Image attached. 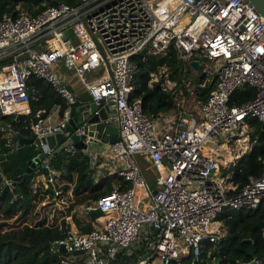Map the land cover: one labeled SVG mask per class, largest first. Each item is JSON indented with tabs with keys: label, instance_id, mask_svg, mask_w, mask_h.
Here are the masks:
<instances>
[{
	"label": "built area",
	"instance_id": "built-area-1",
	"mask_svg": "<svg viewBox=\"0 0 264 264\" xmlns=\"http://www.w3.org/2000/svg\"><path fill=\"white\" fill-rule=\"evenodd\" d=\"M16 10L0 18V115H19L34 138L65 136L54 148H46L33 169L30 188L57 210L65 209L59 205L65 192L51 164L57 151L67 156L80 152L89 169L105 164L99 161L104 157L111 162L109 171L126 184L85 204L86 210L97 207L105 216L100 228L80 231L67 225L65 237L53 241L70 253L61 263L113 264L120 249L131 254L138 242L143 247L137 264H170L191 253L195 259L203 240L217 242L222 235L216 221L220 215L259 207L264 215V158L262 173L249 175L237 188L232 177L238 158L225 168V155L205 153L209 141L222 145L239 133L247 118L258 119L264 127V16L250 0H59L34 14L19 6ZM170 47L182 62L198 60L202 71L212 73L213 87L191 109L177 102L183 90L175 82L161 83L172 90L177 106L171 117L161 114L159 127V115L145 112L140 97L131 96L137 68L131 57L143 48L165 54ZM63 70L80 80L79 89L97 107L112 102L115 141L94 148L99 141L79 126L75 132L85 134L80 137L85 147H76L66 126L71 104L80 99L68 88ZM32 77L44 80L65 100L62 112L44 107L31 111V101L39 95ZM239 86L253 87L254 95L230 105V95ZM16 132L10 121L0 122V166L17 148ZM141 157L154 172L152 188L142 173ZM0 175L13 199L18 198L13 179H6L1 169ZM53 242L50 248L57 250ZM251 261L259 263L253 258L240 264Z\"/></svg>",
	"mask_w": 264,
	"mask_h": 264
},
{
	"label": "trees",
	"instance_id": "trees-1",
	"mask_svg": "<svg viewBox=\"0 0 264 264\" xmlns=\"http://www.w3.org/2000/svg\"><path fill=\"white\" fill-rule=\"evenodd\" d=\"M59 0H0V18L7 12L18 13L16 6L26 7L30 13H36L45 5L55 4ZM69 4H75L78 0H63ZM136 63V72L134 75L135 88L132 91V97H140L142 108L147 113L160 115L176 108V102L172 90L163 89L160 76L155 81H151L152 73H156L159 67H166L170 70L169 79L175 82V85H181L183 71L188 72L190 65L182 62L170 47L165 54L138 53L131 57ZM205 75L203 74V77ZM202 83V84H198ZM196 86L197 99L203 101L213 87V80L203 82L198 81ZM30 83L41 91V96L37 100L31 101V111L34 112L38 107L50 109L57 103L60 105L59 112H62L66 106L64 99L60 97L49 85H42L41 79L32 77ZM185 93H187L185 91ZM254 95V88L244 86L242 89L236 88L230 95L229 104L239 105L242 102L251 99ZM8 119V120H7ZM10 121L16 129L19 136L30 137L32 133L24 128L22 119L18 120L11 116L0 115L1 121ZM246 122L250 125L251 131L248 132V149L234 165L233 183L237 188L241 187L249 175L258 176L262 173V162L264 158V127L256 118H247ZM4 139L0 134V145L3 146ZM37 154V149L33 144H21L14 152L9 153L7 159L1 164L0 169L6 179H14L18 175L24 174L28 161ZM55 157V159H53ZM51 158L53 167L60 169L63 167L61 177L69 181L71 172L77 171L73 191L83 194L75 200L76 203H83L87 200H96L99 196L108 193L115 183H118L119 189L126 187L123 179L116 173L102 176L96 182L92 176V170L88 169L87 159L80 152L67 156L65 153L56 152ZM53 159V160H52ZM86 159V160H85ZM231 164V163H230ZM4 179L0 175V214L5 218L17 215L22 217L28 214L34 207L39 196V190H32L29 181L23 184L17 182L13 184L12 190L20 196L13 199V193L6 189L1 193ZM63 191H66L63 186ZM49 192V190H46ZM50 193V192H49ZM51 197L52 195L49 194ZM100 211L91 212V218L101 216ZM223 235L217 242L203 240L199 253L194 259V255L187 254L177 260H172L170 264H239L250 261L253 258L259 260V264H264V215L262 209H238L229 215L220 216ZM67 220L61 223H47L44 220H38L34 224L24 222L20 225L6 228V222H0V264H61L62 257L68 256V252H59L50 248L51 242L62 239L66 234ZM78 228L82 231L92 229L90 222L82 224L76 220ZM139 249H135L131 254H127L124 249H120L113 264H137V254ZM78 263L81 258L75 259Z\"/></svg>",
	"mask_w": 264,
	"mask_h": 264
},
{
	"label": "water",
	"instance_id": "water-1",
	"mask_svg": "<svg viewBox=\"0 0 264 264\" xmlns=\"http://www.w3.org/2000/svg\"><path fill=\"white\" fill-rule=\"evenodd\" d=\"M258 11L264 16V0H250ZM142 52H146V48L142 49ZM27 53L21 54L16 57V59H20L26 56ZM189 65L193 70L200 72L202 70V64L195 59H191L189 61ZM203 73V72H202ZM70 91H72L80 101H74L70 107V119L66 126L67 131H69L71 139L74 141L77 148L85 147V144L80 137H84L85 134L78 135L75 132L77 127H82L84 132H87L89 135H94L95 141H104V142H113L118 138V128L116 126V121L113 120L115 116L114 108L110 107L112 102H108L103 104L100 107H97L94 102L89 100V95L86 90L73 88L68 85ZM243 86H239L238 89H242ZM19 118V115L16 116V119ZM162 119V117H159ZM15 145L19 146L21 144H33L37 149V154L32 157L31 160L28 161V165L24 174L18 175L13 179V184H23L28 181L32 176V168L40 162L45 155L46 148L52 149L60 142L64 140V135L62 133L57 134H49L43 136L41 138L34 137H21L18 134H15ZM45 144L46 146H43ZM241 156L239 157V159ZM238 159V160H239ZM153 180L148 182V187H153ZM8 185H4L1 189V193L7 189ZM155 190L152 189V192ZM99 209L92 208L90 212H97ZM53 247L57 249L59 252L64 253L66 251L65 245L63 243L53 242ZM149 251L145 254V256L149 255ZM67 264V263H61ZM249 264H257L255 261L250 262Z\"/></svg>",
	"mask_w": 264,
	"mask_h": 264
},
{
	"label": "rangeland",
	"instance_id": "rangeland-1",
	"mask_svg": "<svg viewBox=\"0 0 264 264\" xmlns=\"http://www.w3.org/2000/svg\"><path fill=\"white\" fill-rule=\"evenodd\" d=\"M20 10L23 12H29V10L26 7H22L19 6ZM68 34H71V30L68 29ZM164 67H159L158 71L156 72L158 75L155 77L156 73H153L152 79L151 81H155L158 78H160L159 74H161V76L163 77L162 80V84L165 86L171 85L174 83V81L170 80L167 82L165 79L166 77H169L170 70L165 69V71H163ZM202 72H204L205 74V78L203 77ZM87 79L91 78V75H86ZM165 78V79H164ZM201 79H203V82H207V81H211L212 79V73L209 72H205V71H200L197 72L193 69H190L188 72L183 71L182 73V82L181 85H174L175 88L179 89L181 88L184 92L186 91L188 94L186 96H184V98H186L184 105H186V107L193 109L194 107L197 106V104L199 103V100L197 99V91H196V86H197V82L200 81ZM170 82V83H169ZM8 120V119H7ZM7 120H4L7 121ZM238 130V129H237ZM251 131V127L247 122H244L243 124H241L239 133H237L238 135H242L243 137H245V146L242 147L241 146L244 145L243 143V139L239 140H235L233 141L231 144L227 143V140L223 142V144L217 149L216 148V143L213 141H209L206 145H205V153L215 157V158H222L223 155H225L227 157L226 162H221V164L225 167L228 168L231 164H230V158L232 156V151L235 150L236 152L239 151L238 149H240L241 151H244L248 149L249 143H248V132ZM221 140V139H219ZM246 147V148H245ZM239 151V152H241ZM225 160V159H224ZM102 161L107 162V165H111L110 160H105V158H102ZM104 166L101 168H98L101 172H103V174L109 175L107 174V169L108 166ZM141 167H143L142 169V173L143 175L148 178L149 176H151L150 171L145 170L144 164H141ZM92 176L94 177H98L95 175V169L92 168ZM102 176H99L97 179L101 178ZM119 184L115 183L114 187H118ZM141 193L139 192L138 195H140ZM68 202V201H67ZM81 209V206H79ZM69 210V207L67 208ZM82 209H84V207L82 206ZM67 211V210H66ZM59 220L61 219V221L66 220V217L64 216V213L62 212V210L58 211L57 207L54 205H51V202L49 201V199H47V197L45 196L44 198H42V200H40L39 202H37L34 206V208L32 209V211H30L28 214H26L25 216L22 217H17V215L11 216L9 218H5L4 215L0 214V222H6L7 225H4V227L9 228L10 226H16V225H20L24 222L27 223H31L34 224L36 221L38 220ZM221 222V221H220ZM50 223V222H49ZM76 225V222H73ZM221 224H223L221 222ZM71 226H73L72 224H69ZM70 226V227H71ZM96 227V226H95ZM221 231L224 232L223 227H221ZM143 247V243L142 242H138L137 243V247L135 249H139V251L142 250Z\"/></svg>",
	"mask_w": 264,
	"mask_h": 264
},
{
	"label": "crops",
	"instance_id": "crops-1",
	"mask_svg": "<svg viewBox=\"0 0 264 264\" xmlns=\"http://www.w3.org/2000/svg\"><path fill=\"white\" fill-rule=\"evenodd\" d=\"M193 69V68H192ZM202 74H205L204 72L202 73ZM63 77L65 78L64 80L66 81V83L69 85V86H72L73 88H79V87H81L80 85H81V82H80V80L74 75V74H72V73H70V72H67L66 70H63ZM201 80H203V79H201ZM200 80V81H201ZM31 84H33V83H31ZM41 84L42 85H48V83H46L44 80H41ZM198 84L200 85V84H202V83H199L198 82ZM34 86H35V84H33ZM36 87V86H35ZM51 88V87H50ZM40 89H42L41 87L38 89L39 90V95H38V98L37 99H39L40 98V96H41V91H40ZM188 93H185L184 91H183V95L181 96V95H179V97H178V99H177V102H180V104H183V103H185V100H186V98H184V96H186ZM36 99V100H37ZM59 108H60V105L59 104H57V103H55V104H53L51 107H50V110H52V111H55L56 109H57V115L59 114ZM49 110V109H48ZM176 110V108L175 109H171V110H169L168 112H166V113H163L164 115H166V116H169V117H171L172 115H173V113H174V111ZM55 113V112H54ZM159 117H162L161 116V114L159 115ZM14 119H16V117L14 118ZM162 122H163V120H161V119H159V122H158V126L160 127L161 125H162ZM238 136H240L241 137V139H245V137H243V135H242V133H241V135H238ZM241 139H239V140H241ZM243 139V140H244ZM106 143L107 142H104V141H102V140H100L99 142H97V143H95L94 144V148H97V149H100V148H102V147H104L105 145H106ZM244 143V145H242L241 146V149H242V147L243 146H245V142H243ZM35 146V145H34ZM36 148V147H35ZM238 150H240V149H238ZM245 151L246 150H244L243 151V153L242 154H244L245 153ZM57 153H58V151H57ZM55 154V153H54ZM53 154V155H54ZM235 154H239V153H235ZM233 157H234V153L232 154V156H231V158H230V163L232 162V159H233ZM241 157H242V155H241ZM53 159H55V157H53ZM52 159V160H53ZM87 159V158H86ZM85 159V160H86ZM140 159V164H144V167H145V170H148V171H150V174H151V176H149L148 178H146L147 180H148V182L149 181H151V180H153V176H154V172H153V170H152V167L150 166V164H149V162L145 159V158H139ZM105 160H107V159H105ZM87 161V160H86ZM99 161H101V162H105V161H102V158H100L99 159ZM108 163L107 162H105V164H103L101 167H104V166H106ZM87 165H88V163H87ZM108 166V169H107V174H112L110 171H109V166L110 165H107ZM89 167V166H88ZM101 167H99V168H101ZM89 169V168H88ZM56 170H58L57 171V181L59 182V184H61V186H62V188H63V186H65V188H66V191H65V193H64V196L62 197V200H61V202L59 203V205L61 206V207H65V209L63 210V208L62 209H58V211H60V210H62V212L64 213V216L66 217V220H67V222H68V224H72L73 226H71V225H69V226H71L72 228H76V229H78V230H80L79 228H78V226H77V224L75 225V223H73V222H76V220L78 219L80 222H82V224H86V223H88V222H90L91 223V225H92V228H95V226L97 227V228H100L101 226H102V223H103V221H104V219H105V216L102 214L101 216H98V217H96V218H91V212H90V210H86L85 209V204H87V203H90V201H92V200H87V201H85V202H83V203H76L75 202V200L77 199V198H79V196L81 195V194H83V191H81V192H79V193H77V192H75V191H73V185H74V183H75V179H76V175H77V171L74 169L72 172H71V179L69 180V181H66V179L64 178V177H61L60 175H62L61 174V172H63L64 171V168L62 167L61 168V170L60 169H57L56 168ZM90 170V169H89ZM95 175L96 176H104L105 174H103V172H101L98 168L97 169H95ZM98 177H94L93 179H94V181L96 182L98 179ZM38 179L40 180V181H42V179L40 178V177H38ZM41 182H39V184H40ZM68 201V202H67ZM79 206H81V209H80V207ZM82 206L84 207V209H82ZM69 207V210L67 209ZM67 210V211H66ZM80 231H82V230H80Z\"/></svg>",
	"mask_w": 264,
	"mask_h": 264
},
{
	"label": "bare ground",
	"instance_id": "bare-ground-1",
	"mask_svg": "<svg viewBox=\"0 0 264 264\" xmlns=\"http://www.w3.org/2000/svg\"><path fill=\"white\" fill-rule=\"evenodd\" d=\"M81 86V88L83 87L82 85H80ZM237 139H241V137L240 136H238V134H231L230 136H228V138L226 139L227 140V143L228 144H231L233 141H235V140H237ZM246 139H244L243 140V142L245 141ZM217 144V143H216ZM221 145H216V148L218 149L219 147H220ZM239 151H241V150H239ZM239 151H235V150H233L232 151V153H234V157H233V159H232V162L236 159V158H239L241 155H242V153H243V151H241V152H239ZM235 153H239V154H235ZM231 162V163H232ZM142 169H143V167H141ZM141 193L142 194V190H138L137 191V194L138 193Z\"/></svg>",
	"mask_w": 264,
	"mask_h": 264
},
{
	"label": "clouds",
	"instance_id": "clouds-1",
	"mask_svg": "<svg viewBox=\"0 0 264 264\" xmlns=\"http://www.w3.org/2000/svg\"><path fill=\"white\" fill-rule=\"evenodd\" d=\"M19 119V118H18ZM18 119H16V120H18ZM16 134H18L17 132H16ZM64 135V134H63ZM18 136H19V134H18ZM22 137V136H21ZM31 137H33V134H32V136ZM16 139V136L14 135V140ZM16 147H18V146H16ZM243 155V154H242ZM239 159V158H238ZM238 161V160H237ZM35 166H37V164L35 165ZM34 166V167H35ZM34 167L32 168V174H33V169H34ZM32 177V176H31ZM31 179V178H30ZM30 179L28 180L29 182H30ZM42 183V182H41ZM40 183V184H41ZM40 200H42V199H37L36 201H35V204L37 203V202H39ZM35 206V205H34ZM34 208V207H33ZM32 211V210H31ZM225 215V214H224ZM220 216H223V215H220ZM219 216V217H220ZM219 217L216 219V221H217V224H219V226H220V231H221V227H222V224H221V219H219ZM42 220H44L45 222H46V224L47 223H49L50 222V220H45V218L44 219H42ZM53 221H54V223H57V220L55 221L54 219H52ZM221 221V222H220ZM59 223H61V219H59ZM68 226H69V224H67ZM222 232V231H221ZM222 235H223V232H222ZM221 235V236H222ZM66 252V251H65ZM248 262V261H247ZM252 262V261H251ZM242 263H245V262H242ZM250 263V262H249ZM248 263V264H249ZM240 264V263H239ZM259 264V263H258Z\"/></svg>",
	"mask_w": 264,
	"mask_h": 264
}]
</instances>
